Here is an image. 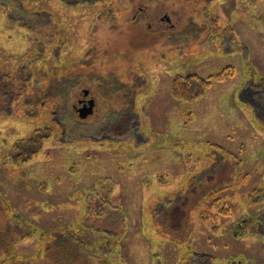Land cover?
I'll return each instance as SVG.
<instances>
[{
  "label": "rangeland",
  "instance_id": "1",
  "mask_svg": "<svg viewBox=\"0 0 264 264\" xmlns=\"http://www.w3.org/2000/svg\"><path fill=\"white\" fill-rule=\"evenodd\" d=\"M1 80L0 264H264V0H0Z\"/></svg>",
  "mask_w": 264,
  "mask_h": 264
},
{
  "label": "trees",
  "instance_id": "2",
  "mask_svg": "<svg viewBox=\"0 0 264 264\" xmlns=\"http://www.w3.org/2000/svg\"><path fill=\"white\" fill-rule=\"evenodd\" d=\"M8 82L10 83L12 88L14 89L16 86H18L17 82H19V80L17 79V77H13V78L11 77V78H8ZM8 82L6 84H9ZM3 83L5 84V82H3L1 80L0 88L2 87ZM210 83H211L210 80H207V79H205V78H203L197 74H190V75H186V76L179 75L178 78L175 80L174 92L176 93V96L178 98H181V99L196 98V97H198L204 93L206 87ZM19 88L21 90V86H19ZM1 90H2V88H1ZM1 93H3V92L0 91V95H1ZM17 93H19V92H17ZM21 95H23V92L21 93ZM36 98H37V100H39L40 95H38ZM55 105L59 106L58 102L55 103ZM118 127H119L118 130H119L121 135H125V133L128 131L127 128L123 127V125H118ZM38 133H39V130H37L36 132H33L32 135L30 136V138H28L27 142H29V143L32 142L31 144H33L34 142L37 143V141L33 138ZM182 213H183V211H182ZM4 214H5V212L0 211V222L1 223H3V221L4 222L6 221L5 217L3 216ZM1 223H0V226H1ZM251 226H252V224H251ZM6 244H7V242H6ZM8 246H10V245H8ZM8 246L6 245V247H5L6 252L9 251ZM202 255L203 254H198V256H200V257H202Z\"/></svg>",
  "mask_w": 264,
  "mask_h": 264
},
{
  "label": "flooded vegetation",
  "instance_id": "3",
  "mask_svg": "<svg viewBox=\"0 0 264 264\" xmlns=\"http://www.w3.org/2000/svg\"><path fill=\"white\" fill-rule=\"evenodd\" d=\"M140 10H142L143 13L145 12L146 15H148V17H149V23H148L149 28H151V27L153 28L155 25H157L159 28L156 31H160L161 28L164 29V30H166V29H174V30H176V28L178 27L177 21L174 22L173 19L170 16V14H168L167 12H164V14L162 16L161 15L160 16L158 15V17L155 16L156 19H154V15H152L153 11L145 10L143 8H140ZM138 11L139 10H137L136 12H138ZM139 19H140V17H139ZM139 21L140 20H137L138 23H139ZM93 49L94 48H90V50H93ZM171 50H173V49L171 48ZM84 60H85V62H84L85 64H88V63L92 62V60L89 61L86 58ZM84 82L85 81H83V83ZM79 83L82 84L81 81H79ZM83 86L84 87L81 90V92H79V94H77V96H76V100H75V103L73 104V107H74V112H77L79 117L84 120V119L88 118L91 114H93L94 111L96 110V101H97V96L96 95L97 94L92 89V86L89 85L87 82L84 83ZM92 100H94V107H93L92 113H90V114H88L86 116H81V109L84 108V107H87V105L89 106V104H90V102ZM86 109L87 108H85L84 110H86Z\"/></svg>",
  "mask_w": 264,
  "mask_h": 264
},
{
  "label": "water",
  "instance_id": "4",
  "mask_svg": "<svg viewBox=\"0 0 264 264\" xmlns=\"http://www.w3.org/2000/svg\"><path fill=\"white\" fill-rule=\"evenodd\" d=\"M93 107H94V100H92L90 102L89 106L87 105V107H84V108L81 109V116H86V115L92 113ZM85 108H87V109L84 110Z\"/></svg>",
  "mask_w": 264,
  "mask_h": 264
}]
</instances>
